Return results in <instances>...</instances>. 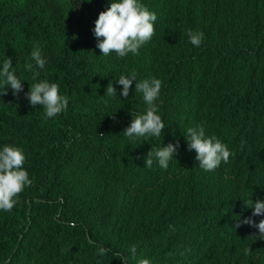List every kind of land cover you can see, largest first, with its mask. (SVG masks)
<instances>
[{
	"label": "trees",
	"instance_id": "obj_1",
	"mask_svg": "<svg viewBox=\"0 0 264 264\" xmlns=\"http://www.w3.org/2000/svg\"><path fill=\"white\" fill-rule=\"evenodd\" d=\"M111 2L0 0V67L11 57L24 85L0 96V148L22 149L32 181L0 210V264H264L258 229L234 227L253 212L245 201L264 200V0H140L155 32L123 58L102 55L92 31ZM189 29L204 34L199 47ZM34 71L68 98L53 118L24 96ZM132 71L162 81L159 137L122 133L147 108L135 81L120 97L116 81ZM109 81L115 97L103 96ZM201 124L234 153L214 171L188 149L184 132ZM169 142V167H146Z\"/></svg>",
	"mask_w": 264,
	"mask_h": 264
},
{
	"label": "clouds",
	"instance_id": "obj_2",
	"mask_svg": "<svg viewBox=\"0 0 264 264\" xmlns=\"http://www.w3.org/2000/svg\"><path fill=\"white\" fill-rule=\"evenodd\" d=\"M156 20L157 14L149 11L140 0H113L106 10L100 12L95 21V27L92 29L97 40L96 48H99L104 56H108L112 52H115L119 58L126 57L129 53L138 54L140 47L153 37L155 32L153 22ZM188 38L192 45L199 47L202 44L204 34L189 29ZM30 55L37 68H45L47 61L39 46H34ZM25 68L32 71L33 65L28 63ZM39 77L40 72L34 71L32 81L35 82H30V88L24 93V96L32 106H42L47 118H53L67 109L68 98L60 95L57 83L47 79H39ZM22 81L13 70L12 58L8 56L0 67V89H2L0 96L7 94L9 86L13 95L19 96L24 90ZM134 81L135 93L142 94L147 108L143 114L131 113L133 119L130 125L122 130V133L129 139L159 137L166 128L161 116L157 114L158 105L156 103L160 96L162 81L155 77L137 80L135 71H132L130 75H121L116 81V84L123 86L122 91L119 92L120 97L127 98L129 96ZM116 94L117 88L112 81H109L103 96L115 97ZM113 119H115V115H113ZM184 134L188 149L195 150V159L199 162L198 166L204 171H214L222 162L227 163L230 155H234L227 145L217 137L206 136L202 124L189 127ZM178 147V142H169L162 147H152L145 157V166L151 168L155 160L160 168L166 170L170 160L175 157ZM24 162L25 155L21 148L10 144L0 148V210L10 211L16 203L13 198L32 183L27 170L23 167ZM245 205L253 208V212L251 216L245 217L243 220L239 218L234 227L237 229L242 224L250 225L258 229V232L252 236L264 240V219H260L258 223L253 219L256 216H264V200L245 201ZM106 251L108 250L103 247L99 249L101 255L105 254ZM250 251V248L244 250L246 255ZM131 252L135 255V245L131 247ZM120 259L123 264H127L126 258L121 256ZM138 264H150V262L147 259H140Z\"/></svg>",
	"mask_w": 264,
	"mask_h": 264
}]
</instances>
